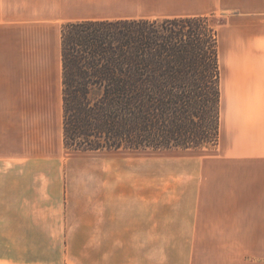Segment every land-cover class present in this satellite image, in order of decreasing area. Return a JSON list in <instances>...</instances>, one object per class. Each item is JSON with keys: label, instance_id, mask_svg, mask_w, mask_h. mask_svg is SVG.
Masks as SVG:
<instances>
[{"label": "crops", "instance_id": "obj_1", "mask_svg": "<svg viewBox=\"0 0 264 264\" xmlns=\"http://www.w3.org/2000/svg\"><path fill=\"white\" fill-rule=\"evenodd\" d=\"M20 4L19 0H0V61L12 58L17 74V59H25V74L53 73L55 77L58 39L55 52L41 48L35 53L28 44L33 42L31 33L30 37L21 34L24 40H19L11 34L12 26L222 18L214 25L220 93L217 144L201 148L207 149L205 153L191 148L170 153L169 162L160 165V176L158 167L154 169L158 175L152 194L133 199L135 206L123 201L121 218L129 220L132 207L137 212L133 227H139L138 232L172 235L173 264H264V0H22ZM18 8L30 12L19 20ZM17 41L25 42V47L18 50ZM35 58L48 63L36 70ZM3 73L10 74L11 66L0 65V77ZM47 81L42 79L43 96L36 99L41 107L49 104L44 91L50 88ZM0 186V202H16V176L0 173ZM99 200L105 202L103 197ZM17 216V208L0 210V226L3 219L5 223L9 219L6 242L0 237V264H17V246L11 245L12 234L16 240ZM130 227L124 222L127 229L123 232H130ZM159 242L155 241V248ZM161 263L156 259L152 264Z\"/></svg>", "mask_w": 264, "mask_h": 264}, {"label": "rangeland", "instance_id": "obj_2", "mask_svg": "<svg viewBox=\"0 0 264 264\" xmlns=\"http://www.w3.org/2000/svg\"><path fill=\"white\" fill-rule=\"evenodd\" d=\"M28 6L36 4L28 3ZM25 12L30 10L18 8L16 18L23 19ZM202 18L216 34L214 25L222 18ZM63 24L12 26L11 34L23 41L21 34L29 36L31 33V39L30 36L26 38L33 41L28 44L35 53L41 48L53 53L57 39L58 51H61ZM17 44L18 50L25 47V42L17 41ZM33 60L35 68L48 63L47 59ZM53 60L58 67L57 73L55 68L56 77L53 73L25 74V59H17V74L13 71L12 58L0 61V65L11 66V73H3L0 77V173L11 172L17 181L16 202H0V210L17 208L15 242L11 235L12 247L13 243L17 246V264H152L156 259H160L161 264H173L172 235L138 232L139 227H133L137 223V212L132 207L129 220H123L121 215L123 201L135 206L133 199L152 194L153 179L162 171L160 165L169 162L170 153L175 154L182 148L97 151L65 148L61 55L53 56ZM7 78V82H2ZM42 79H47L50 87L44 88L49 94V104L44 108L36 102L43 96ZM212 86L208 92L204 91L208 98L214 93ZM207 97L203 95L197 100L196 110L190 105L184 106L182 127L187 128L190 120L197 128L210 127L214 107L212 104H207L208 108L203 106L202 100ZM191 149L204 153L207 150ZM155 167H158L156 175ZM102 197L105 202L99 200ZM109 197L115 201L107 202ZM5 220L0 226L4 243L5 231L9 232V219L7 223ZM124 222L131 225L128 233L123 232L127 229L123 228ZM157 239L160 242L155 248Z\"/></svg>", "mask_w": 264, "mask_h": 264}, {"label": "trees", "instance_id": "obj_3", "mask_svg": "<svg viewBox=\"0 0 264 264\" xmlns=\"http://www.w3.org/2000/svg\"><path fill=\"white\" fill-rule=\"evenodd\" d=\"M60 44L65 148L217 144V39L204 18L67 22L60 29ZM210 85L212 98L204 92ZM203 95V106L214 107L210 127L197 128L193 120H188L191 127H182L184 106L196 110Z\"/></svg>", "mask_w": 264, "mask_h": 264}]
</instances>
